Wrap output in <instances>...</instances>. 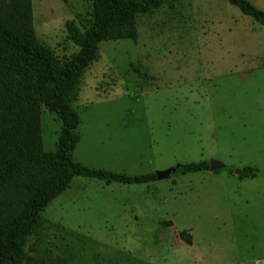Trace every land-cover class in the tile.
<instances>
[{"label": "rangeland", "instance_id": "1", "mask_svg": "<svg viewBox=\"0 0 264 264\" xmlns=\"http://www.w3.org/2000/svg\"><path fill=\"white\" fill-rule=\"evenodd\" d=\"M32 20L65 64L80 51L68 24L88 29L93 1L32 0ZM68 102L84 166L225 167L148 184L76 176L39 214L19 264H264V26L226 0H165L138 15L136 39L97 45ZM38 121L56 152L61 120L42 106Z\"/></svg>", "mask_w": 264, "mask_h": 264}, {"label": "trees", "instance_id": "2", "mask_svg": "<svg viewBox=\"0 0 264 264\" xmlns=\"http://www.w3.org/2000/svg\"><path fill=\"white\" fill-rule=\"evenodd\" d=\"M93 24L86 30L68 24L80 48L61 64L34 32L32 0H0V264H19L27 235L39 214L76 176L107 183L148 184L154 173L126 175L76 162L79 116L69 94L106 40L136 39L137 17L165 0H92ZM264 26V11L247 0H226ZM42 106L62 122L56 152H45L38 115ZM181 173L209 169L206 161L178 165ZM184 233V232H183ZM189 241V240H188Z\"/></svg>", "mask_w": 264, "mask_h": 264}, {"label": "water", "instance_id": "3", "mask_svg": "<svg viewBox=\"0 0 264 264\" xmlns=\"http://www.w3.org/2000/svg\"><path fill=\"white\" fill-rule=\"evenodd\" d=\"M225 165L219 161L212 160L209 165L210 171H216L218 169L224 168ZM179 171V167L169 168L163 171H158L156 177L158 180H165L171 178L175 173Z\"/></svg>", "mask_w": 264, "mask_h": 264}]
</instances>
